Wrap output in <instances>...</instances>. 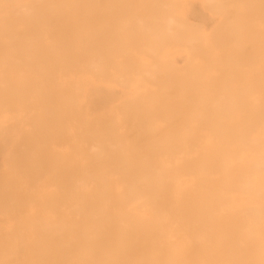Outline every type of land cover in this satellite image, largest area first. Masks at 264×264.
Instances as JSON below:
<instances>
[{
    "label": "bare ground",
    "instance_id": "obj_1",
    "mask_svg": "<svg viewBox=\"0 0 264 264\" xmlns=\"http://www.w3.org/2000/svg\"><path fill=\"white\" fill-rule=\"evenodd\" d=\"M0 264H264V0H0Z\"/></svg>",
    "mask_w": 264,
    "mask_h": 264
}]
</instances>
